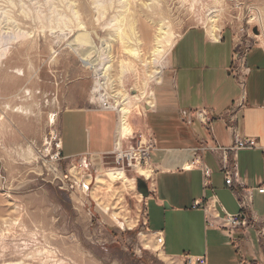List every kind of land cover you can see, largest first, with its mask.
Segmentation results:
<instances>
[{
  "label": "rangeland",
  "instance_id": "374dc122",
  "mask_svg": "<svg viewBox=\"0 0 264 264\" xmlns=\"http://www.w3.org/2000/svg\"><path fill=\"white\" fill-rule=\"evenodd\" d=\"M212 25L238 51L264 46V0H0V264H182L143 226L144 178L125 159L136 184L111 182L116 153L64 159L61 118L124 96L142 118L174 41Z\"/></svg>",
  "mask_w": 264,
  "mask_h": 264
},
{
  "label": "crops",
  "instance_id": "0c3cea01",
  "mask_svg": "<svg viewBox=\"0 0 264 264\" xmlns=\"http://www.w3.org/2000/svg\"><path fill=\"white\" fill-rule=\"evenodd\" d=\"M168 54L155 107L130 122L134 134L141 131L154 141L148 168L152 176L146 183L151 194L142 222L154 239L155 233L163 234L168 258L264 264V194L259 193L264 184V46L238 51L219 33L213 37L194 29L175 40ZM198 112L207 114V124ZM119 123V115L110 110L64 112L62 157L116 153ZM236 137L254 139L257 146L228 152L231 170L238 174L229 187L221 149H229ZM205 167L211 172L207 184ZM195 203L209 211L193 209ZM241 213L251 228L225 230L221 217ZM195 243L201 247L187 248Z\"/></svg>",
  "mask_w": 264,
  "mask_h": 264
},
{
  "label": "built area",
  "instance_id": "2783aa9c",
  "mask_svg": "<svg viewBox=\"0 0 264 264\" xmlns=\"http://www.w3.org/2000/svg\"><path fill=\"white\" fill-rule=\"evenodd\" d=\"M99 109L104 110V111L112 110L108 104L100 105ZM197 117L203 124H207L208 120H207V114L205 112H198ZM256 146H257V142L254 139H239L238 137H236L232 146L229 149H221L223 152L222 153L223 154V170L225 173V180H226V184L229 187H233L234 180L238 176V174L236 172H232L231 170V166H230L228 156H227L228 152L229 151L238 152L240 150H252L256 148ZM153 149H154V141L153 140L148 141L147 139H144L143 137H141V140L139 141L137 148L134 147L127 151L122 150L121 152H116V159H117L116 162L118 163L120 167H124L121 165L122 163H124L125 159H127L128 165L131 169L133 165L149 167L150 154ZM203 174L206 180L205 184H207V180L210 178L211 172L208 168L205 167L203 168ZM150 179L149 180L144 179V181L148 183ZM259 193L264 194V184L259 188ZM201 208H203V211H209L207 206L202 207L201 204L199 203H195V205L193 206V209H201ZM221 220L224 223L225 230L234 232L237 230H242V229L245 230V229L251 228L250 220L245 213H241L236 216L225 214L223 217H221ZM143 226L148 230V225L146 221L143 222ZM154 235H155V243L160 247V250L163 251L164 244H165L163 234L155 233ZM260 239L262 241L261 237ZM157 254H159V251L157 252ZM182 264H205V260L199 259L196 263H193L191 259L187 258L182 261Z\"/></svg>",
  "mask_w": 264,
  "mask_h": 264
},
{
  "label": "bare ground",
  "instance_id": "6f19581e",
  "mask_svg": "<svg viewBox=\"0 0 264 264\" xmlns=\"http://www.w3.org/2000/svg\"><path fill=\"white\" fill-rule=\"evenodd\" d=\"M124 14H121L120 16H122ZM119 16V15H118ZM260 21V19H259ZM202 22V21H201ZM262 22V20L260 21ZM81 23V22H80ZM135 23V22H134ZM130 27H132L130 25ZM128 28V27H127ZM81 33L79 35V37L84 36L85 38H87V40H91V36L89 35V33L86 31L85 28L81 29ZM210 33L211 36L215 37L220 30L217 29V27L215 25H212L209 30L207 31ZM165 34V33H164ZM161 38V37H160ZM159 40V39H158ZM130 42V41H129ZM167 46L171 45V41L168 40L167 42ZM157 47V46H156ZM136 50V49H135ZM165 47H160L157 50V54L158 55H162L165 52ZM155 51V50H154ZM135 56L137 55V52H132ZM97 57V56H96ZM95 58V57H94ZM91 59V58H90ZM156 59V58H155ZM164 59V56H163ZM152 62V61H151ZM94 63V62H93ZM159 63V62H158ZM160 65V64H159ZM163 65V64H162ZM127 68V67H126ZM109 67H106L105 70V75L108 71ZM128 69V68H127ZM163 69V68H162ZM162 70H157L155 72L154 75H150L151 80H154L155 82H160L161 81V76H162ZM105 77V76H104ZM124 87V86H123ZM121 91V90H120ZM123 97V95H121ZM130 98V97H129ZM134 99H136L137 102H139L141 100V96H134ZM132 99V98H131ZM143 99L148 100V106L149 108H154L155 107V94L154 92H150V94L148 95L146 92L143 94ZM102 101L100 102V105H106L108 104L110 106V108L112 110L110 111H118L119 113V117H120V123H119V128L117 131V142H116V146H117V152H121L122 150V143L124 140H126L127 138L131 137L134 134V129L132 124L130 123V117H131V104L132 101H128V99L126 98V96H124L122 102H119L117 104V108L116 110L109 104V102L107 100L101 99ZM146 103V102H145ZM147 106V105H146ZM145 139V138H144ZM145 141V140H144ZM132 149V148H131ZM121 156V155H120ZM122 168V169H121ZM149 167H142L140 165H133L132 169L133 171L138 174L139 176L143 177L146 180H149L151 178V174H148ZM106 176L110 179L111 182L116 183V182H120L123 185H127L128 183H133V185L136 184V180L135 181H130L126 175V171L124 167H119V168H110L107 172H106ZM104 179L103 175H100L98 177V182L102 183ZM111 184V183H110ZM135 187V186H133ZM141 197V194H139ZM107 209V208H106ZM116 215V214H115ZM119 218V217H118ZM157 245V244H156ZM158 246V245H157ZM156 252H158L160 250V247L158 246L157 248H155ZM159 255L161 257H166L163 253L162 250L159 251Z\"/></svg>",
  "mask_w": 264,
  "mask_h": 264
},
{
  "label": "water",
  "instance_id": "95a60500",
  "mask_svg": "<svg viewBox=\"0 0 264 264\" xmlns=\"http://www.w3.org/2000/svg\"><path fill=\"white\" fill-rule=\"evenodd\" d=\"M137 184H138V191L144 197V199L149 198L150 191L146 182L143 180H139Z\"/></svg>",
  "mask_w": 264,
  "mask_h": 264
}]
</instances>
